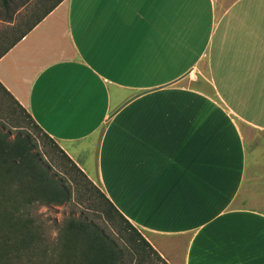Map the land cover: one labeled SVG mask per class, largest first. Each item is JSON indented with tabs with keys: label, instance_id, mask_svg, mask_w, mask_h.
<instances>
[{
	"label": "crops",
	"instance_id": "obj_1",
	"mask_svg": "<svg viewBox=\"0 0 264 264\" xmlns=\"http://www.w3.org/2000/svg\"><path fill=\"white\" fill-rule=\"evenodd\" d=\"M0 84L166 264H264V0H64Z\"/></svg>",
	"mask_w": 264,
	"mask_h": 264
},
{
	"label": "rangeland",
	"instance_id": "obj_2",
	"mask_svg": "<svg viewBox=\"0 0 264 264\" xmlns=\"http://www.w3.org/2000/svg\"><path fill=\"white\" fill-rule=\"evenodd\" d=\"M27 1L17 9L11 21L7 22L0 17V55L19 37L26 27L25 23L32 17L33 12L40 11L44 2V0ZM232 1L214 0L221 7L227 6ZM206 76L205 68H203L200 77ZM0 131L8 134V141H13L18 135L28 137L33 153L38 155V159L43 164L50 167L49 173L67 193L66 201L61 204L40 201L28 204L31 188L19 193L15 183H12L16 179L15 175H4L0 171V244L4 242L3 231H6L3 213L14 211L32 223L33 234L29 235L25 242L33 241L49 249L54 247V244L56 247L63 244L66 240L74 243L72 237L60 233L63 226L73 220L95 226L105 237L113 240L122 253L120 264H166L164 260L150 255L147 250H132L127 240L128 233L121 226L122 221L116 215L112 221L106 219L103 211L107 209V206L98 186L78 172L58 151L54 142L34 125L25 109L16 105L1 89ZM35 184L32 191L37 193L43 186L41 183ZM2 194L4 197L1 196ZM15 240L17 239L11 238V242ZM80 252L81 248L77 246L76 258Z\"/></svg>",
	"mask_w": 264,
	"mask_h": 264
},
{
	"label": "trees",
	"instance_id": "obj_3",
	"mask_svg": "<svg viewBox=\"0 0 264 264\" xmlns=\"http://www.w3.org/2000/svg\"><path fill=\"white\" fill-rule=\"evenodd\" d=\"M20 1L0 0V17L7 22L11 21L17 9L28 2L27 0ZM63 1L44 0L40 11L33 12L32 17L25 23V29L0 57L22 40ZM0 89L16 105L22 108L1 84ZM28 117L33 122L29 115ZM34 125L39 129L35 123ZM45 136L48 137L46 134ZM56 148L87 179L57 145ZM49 168L48 165L43 164L38 159L37 154L33 153L28 137L18 135L13 141H8V134L0 131V171L4 175H15L16 179L13 178L12 183H15L19 193L31 188V194L27 201L28 204L36 201L48 204H61L66 201L67 193L65 189L49 173ZM35 183H41L43 186L42 190L37 191V193L32 191L34 185H36ZM1 196L4 197V194ZM101 196L107 206V209L103 211L106 219L112 221L114 215H116L122 221L123 224L121 226L128 233L127 240L132 250H147L150 255H154L156 258L162 260L144 237L115 209L102 193ZM3 215L6 221V231H3L4 242L0 244V264H120L121 262L122 253L118 245L113 240L105 237L95 226L70 220L63 226L60 233L72 237L74 243L66 240L63 244L57 247L54 244V247L49 249L35 242L33 243V241L25 242V239L33 234L31 221L23 219L14 211L4 212ZM11 238L17 240L11 242ZM77 246H80L81 252L76 258Z\"/></svg>",
	"mask_w": 264,
	"mask_h": 264
}]
</instances>
